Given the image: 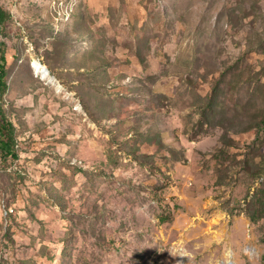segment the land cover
<instances>
[{
    "label": "rangeland",
    "instance_id": "374dc122",
    "mask_svg": "<svg viewBox=\"0 0 264 264\" xmlns=\"http://www.w3.org/2000/svg\"><path fill=\"white\" fill-rule=\"evenodd\" d=\"M0 7V264H264V0Z\"/></svg>",
    "mask_w": 264,
    "mask_h": 264
},
{
    "label": "trees",
    "instance_id": "16d2710c",
    "mask_svg": "<svg viewBox=\"0 0 264 264\" xmlns=\"http://www.w3.org/2000/svg\"><path fill=\"white\" fill-rule=\"evenodd\" d=\"M10 19V13L0 7V27H5ZM8 78V58L3 48L0 54V158L7 160L20 157L17 149V129L5 110V96L10 89Z\"/></svg>",
    "mask_w": 264,
    "mask_h": 264
},
{
    "label": "bare ground",
    "instance_id": "6f19581e",
    "mask_svg": "<svg viewBox=\"0 0 264 264\" xmlns=\"http://www.w3.org/2000/svg\"><path fill=\"white\" fill-rule=\"evenodd\" d=\"M35 66L38 69V71L44 75L45 78H50L52 81L58 82L57 79L53 77L50 68L46 64L36 61ZM228 264H234V263L229 262Z\"/></svg>",
    "mask_w": 264,
    "mask_h": 264
}]
</instances>
